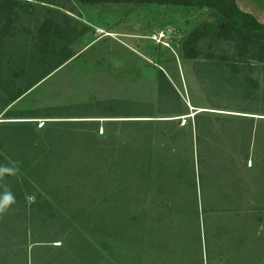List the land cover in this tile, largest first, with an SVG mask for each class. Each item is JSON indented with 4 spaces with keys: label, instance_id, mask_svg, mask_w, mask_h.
<instances>
[{
    "label": "rangeland",
    "instance_id": "rangeland-1",
    "mask_svg": "<svg viewBox=\"0 0 264 264\" xmlns=\"http://www.w3.org/2000/svg\"><path fill=\"white\" fill-rule=\"evenodd\" d=\"M60 4L35 3L13 31L33 46L53 16L75 55L0 105V166L15 169L0 175L14 197L0 264H264L263 65L239 75L258 83L246 93L217 82L216 60L182 57V39L217 22L210 9Z\"/></svg>",
    "mask_w": 264,
    "mask_h": 264
},
{
    "label": "trees",
    "instance_id": "trees-1",
    "mask_svg": "<svg viewBox=\"0 0 264 264\" xmlns=\"http://www.w3.org/2000/svg\"><path fill=\"white\" fill-rule=\"evenodd\" d=\"M82 5L102 4H133V5H157L167 8H195L210 9L217 15V22L202 24L199 28L191 30L180 42L181 55L184 59L216 60L213 65L216 68L217 82L221 81L237 92L250 93L258 88V83L239 76L244 69L250 68L252 63H260L264 69V25L243 11L237 5L236 0H76ZM35 3L56 7L63 10L60 0H0V105L1 110L25 97L32 88L63 66L75 54L66 48L71 42L72 32L70 28L58 23L53 16L44 19L32 32L20 37L15 45L11 42L17 38L13 31L15 23L21 13L31 14ZM64 21L68 18L63 16ZM209 39L211 44L229 42L234 45L235 53L232 58H217L213 54H204L198 48V43ZM208 66V64H204ZM211 72L214 70L210 68ZM159 77H163L161 70ZM162 87H167L173 92L171 85L163 78ZM165 85V86H164ZM170 85V86H169ZM167 91V92H168ZM166 92V93H167ZM169 93V92H168ZM248 95V94H246ZM236 112V111H232ZM244 113V112H242ZM199 113L194 114L196 120ZM28 114H21V116ZM76 116L74 114H67ZM9 117L14 114H8ZM33 118V117H32ZM69 118V117H68ZM14 119V118H10ZM196 132L200 131L199 124L195 126Z\"/></svg>",
    "mask_w": 264,
    "mask_h": 264
},
{
    "label": "crops",
    "instance_id": "crops-1",
    "mask_svg": "<svg viewBox=\"0 0 264 264\" xmlns=\"http://www.w3.org/2000/svg\"><path fill=\"white\" fill-rule=\"evenodd\" d=\"M237 7L264 25V0H236ZM154 36V35H153Z\"/></svg>",
    "mask_w": 264,
    "mask_h": 264
},
{
    "label": "clouds",
    "instance_id": "clouds-1",
    "mask_svg": "<svg viewBox=\"0 0 264 264\" xmlns=\"http://www.w3.org/2000/svg\"><path fill=\"white\" fill-rule=\"evenodd\" d=\"M4 174L14 175L15 169L12 167L0 166V175ZM12 203H14V197L10 192H5L0 196V213L6 211Z\"/></svg>",
    "mask_w": 264,
    "mask_h": 264
},
{
    "label": "built area",
    "instance_id": "built-area-1",
    "mask_svg": "<svg viewBox=\"0 0 264 264\" xmlns=\"http://www.w3.org/2000/svg\"><path fill=\"white\" fill-rule=\"evenodd\" d=\"M164 38L162 33L156 34L154 36L151 37V39L157 43H160L161 45H164L163 42H161V40Z\"/></svg>",
    "mask_w": 264,
    "mask_h": 264
}]
</instances>
